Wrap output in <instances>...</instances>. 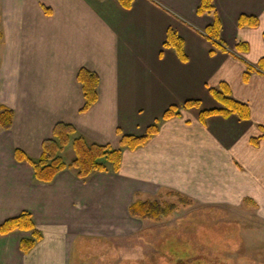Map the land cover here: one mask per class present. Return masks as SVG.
Masks as SVG:
<instances>
[{
  "label": "crops",
  "instance_id": "0c3cea01",
  "mask_svg": "<svg viewBox=\"0 0 264 264\" xmlns=\"http://www.w3.org/2000/svg\"><path fill=\"white\" fill-rule=\"evenodd\" d=\"M200 2L133 0L127 9L118 0H24L4 14L2 63L14 88L4 84L0 103L14 120L0 131V224L29 211L41 238L24 253L20 241L30 231L0 234V264H84L73 255L77 240L133 235L136 221L150 220L131 216L129 204L167 191L202 204H253L264 216V0H212L214 11L199 15ZM214 14L226 51L204 33ZM241 14L259 25L239 27ZM169 27L183 39L186 61L164 46ZM81 67L99 78L98 100L86 112ZM222 81L248 105L249 119L199 120L201 110L220 107L209 88ZM188 100L200 105L184 108ZM169 106L178 115L161 120L144 145L123 148L117 173L80 179L65 169L40 182L15 159V148L38 158L58 122L118 147L119 132L142 135Z\"/></svg>",
  "mask_w": 264,
  "mask_h": 264
},
{
  "label": "rangeland",
  "instance_id": "374dc122",
  "mask_svg": "<svg viewBox=\"0 0 264 264\" xmlns=\"http://www.w3.org/2000/svg\"><path fill=\"white\" fill-rule=\"evenodd\" d=\"M23 1L0 0V29L6 34L4 14L13 15ZM4 42L0 43V91L4 84L14 88V78L2 63ZM247 61L255 65L254 60ZM66 148L63 159L69 162L74 153L72 147ZM154 200L173 205L172 211L157 221H136L130 236L77 240L73 255L79 252L84 264H264V216L253 204H202L175 191Z\"/></svg>",
  "mask_w": 264,
  "mask_h": 264
},
{
  "label": "trees",
  "instance_id": "16d2710c",
  "mask_svg": "<svg viewBox=\"0 0 264 264\" xmlns=\"http://www.w3.org/2000/svg\"><path fill=\"white\" fill-rule=\"evenodd\" d=\"M124 8H130L133 0H118ZM214 11L212 0H201L197 14L201 15ZM259 20L257 17L247 14H241L238 18L239 27H257ZM204 33L212 41L214 48H220L226 51V48L219 42L220 21L214 14L213 22L208 25ZM264 38V31L262 33ZM2 38V30L0 29V39ZM164 46L172 48L182 61H186L187 57L184 51V41L178 32L169 27ZM242 46H246L242 43ZM239 50V45H236ZM247 49V48H246ZM214 50H211V54ZM264 60V57H263ZM246 66L247 62L244 61ZM249 67V66H248ZM77 80L81 84L84 103L80 108V112H86L98 100V75L85 67H81L77 73ZM209 92L212 97L220 104L218 108L203 109L199 113V120L204 122L205 119L214 114L228 117L235 114L242 119H249L250 111L246 103L240 102L232 97L228 84L224 81L220 82L217 87H210ZM198 100H188L184 103V108L192 106L198 107ZM176 106H169L161 116L150 124L142 135L120 134L118 147H112L109 144H100L88 141L83 137L76 128L65 122L55 124L52 136L42 142V152L38 158H32L20 148H15L14 155L17 161H24L31 165L33 177L36 181L51 182L54 177L62 170H74L80 179H86L94 172H115L120 169L122 159V149L128 148L133 150L144 145L159 130L161 120L169 119L177 116ZM14 120L13 108L0 103V131L7 130L12 127ZM254 144L256 142L254 141ZM71 145L74 157L67 163L61 156V152ZM245 202H250L246 199ZM173 209V205L163 206L157 200H135L128 206V212L131 216L139 219L159 220L162 216L168 215ZM30 231L31 238H23L20 241V250L27 253L34 247L37 240H40L41 233L36 229L29 211H22L18 215L6 219L0 224V234H8L13 231Z\"/></svg>",
  "mask_w": 264,
  "mask_h": 264
}]
</instances>
